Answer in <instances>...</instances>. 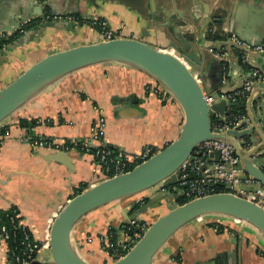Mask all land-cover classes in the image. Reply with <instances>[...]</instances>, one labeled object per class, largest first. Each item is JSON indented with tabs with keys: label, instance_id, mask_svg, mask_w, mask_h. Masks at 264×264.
<instances>
[{
	"label": "crops",
	"instance_id": "1",
	"mask_svg": "<svg viewBox=\"0 0 264 264\" xmlns=\"http://www.w3.org/2000/svg\"><path fill=\"white\" fill-rule=\"evenodd\" d=\"M43 11L103 19L112 29L124 24L131 30V38L156 49H173L188 68L193 67L194 75L204 76L205 86L212 90L219 87L221 65L208 52L207 31L212 23H217L214 30L221 35L235 34L251 44L264 43V0H0V32L12 31L18 16L33 20ZM100 41L87 24L56 22L25 43L12 46V42L0 52V90L50 54ZM185 50L204 63L202 69L186 59L181 53ZM227 54L233 77L242 78L255 69L247 60L242 66L233 50ZM252 64L264 72V58H254ZM229 82L235 84L233 79ZM156 86L151 77L128 65L90 66L53 83L4 123L8 134L0 136V212L18 211L23 225L41 245L38 257L42 261L50 260L48 239L55 217L75 189L84 184L93 186L97 178L90 154L33 150L22 142L26 131L19 127V120L39 121L31 130L36 136L85 140L101 114L104 138L111 148L128 154H137L145 147L157 152L178 138L184 114L172 97H160ZM242 189L264 193L260 184ZM154 195L153 189L146 190L84 216L72 233L77 253L90 264H111L99 236L105 237L109 227L118 231L129 220L126 211L134 205L140 208ZM175 207L176 203L165 196L138 219L147 227ZM210 223H226L228 228L216 233ZM118 233L119 243H125L128 238L123 230ZM258 249L264 252V240L249 226L203 217L176 232L152 264H264ZM0 264H8L7 247L1 239Z\"/></svg>",
	"mask_w": 264,
	"mask_h": 264
},
{
	"label": "water",
	"instance_id": "2",
	"mask_svg": "<svg viewBox=\"0 0 264 264\" xmlns=\"http://www.w3.org/2000/svg\"><path fill=\"white\" fill-rule=\"evenodd\" d=\"M18 18L26 19L21 16ZM50 25H42L38 30L29 32L12 43V46L25 43L34 33ZM222 46L246 52L248 65L260 71L263 77L262 81L252 86L245 103L244 120L239 127L228 131L212 129L210 118L211 111L223 117L226 108L231 106L226 100L218 99L222 76L221 65L217 78L218 89H208L204 84V76L194 75L177 56L178 54L171 52L173 49H156L133 38L100 41L50 54L0 90L1 126L31 99L61 78L90 66L122 64L134 67L151 77L157 86L180 105L184 114L181 131L175 141L130 171L99 181L69 199L50 228L48 239L50 260L42 261L37 256L28 264H90L77 253L72 243V233L76 224L88 213L100 207L146 190L156 189L157 193L143 206L138 209L131 206L126 211L129 214V220L123 223L117 234L120 230L124 232L133 226L137 231L141 223L138 219L139 214L147 211L151 205L165 196L173 200V194L170 193L171 187L174 188L175 193H179L176 186L181 166L197 159L195 151L204 142L229 143L244 173L264 188V72L261 67L252 64L254 58H264V52L244 51L227 41H210L208 48L220 50ZM181 53L194 65L200 68L204 66V63L188 50ZM228 78L233 79L235 84L231 85L229 82L220 90L222 93H233L242 88L243 82L240 77H233L229 73ZM205 96H212L215 100L211 107L206 103ZM218 160L219 152L216 151L205 160V166ZM203 217L229 219L245 224L264 240V208L262 206L230 192L213 193L189 200L158 217L147 227L131 249L111 264H152L156 254L176 232Z\"/></svg>",
	"mask_w": 264,
	"mask_h": 264
},
{
	"label": "built area",
	"instance_id": "3",
	"mask_svg": "<svg viewBox=\"0 0 264 264\" xmlns=\"http://www.w3.org/2000/svg\"><path fill=\"white\" fill-rule=\"evenodd\" d=\"M34 21L38 25H46L56 22L77 23L74 15L69 14H54L48 11H43L35 19H22L18 18L12 31L0 32V42H7L13 36L21 37L27 34L31 22ZM89 25L94 29L98 35L99 40L109 41L118 38H131V30L124 24L118 28L112 29L108 27L106 21L103 19H89ZM210 31V30H208ZM237 47L242 48L244 51L252 53L264 52V43L250 44L240 39L235 34H229L225 40ZM5 48V45L0 48V52ZM234 48L222 46L220 50L208 48V52L213 55L221 63L228 62V51ZM173 52V51H171ZM240 55L237 56L238 62L243 66L246 62V52L239 51ZM180 59L181 57L177 55ZM182 60V59H181ZM230 67V66H229ZM230 71V70H229ZM228 73H223L221 76V84L218 91V99L226 100L231 106H228L225 115L222 117L217 112L211 111V126L212 129L228 131L239 127L245 116H240L232 109L239 101L246 103L252 86L256 82L262 81L263 77L260 71L256 69H249L247 74H242V88L233 93H222L220 90L228 83ZM157 94L167 96V94L160 88L156 87ZM206 103L209 107L215 102L212 96H205ZM40 122L36 121V125ZM6 124L0 126L5 128ZM105 119L100 114L94 121L90 128V137L85 140L64 139L55 140L44 138L32 134L31 130L24 133L22 142L27 143L33 150H45L50 152H68L77 150L81 153L90 154L94 160V174H96L97 182L121 175L130 171L131 168L141 164L149 159L156 152L151 147H145L137 154H128L122 150L111 148L104 138ZM8 131L5 130L4 136H7ZM218 151L219 160L211 162L205 166V160ZM197 159L193 162L184 163L180 169V175L176 189L179 191L178 195L192 200L195 198L203 197L215 193L217 187L225 186L227 192L237 196L251 200L264 208V193H254L252 191H244L243 187H251L259 184L250 179L243 171L239 164V159L236 157L233 147L226 142L221 141H208L198 146L195 151ZM157 193L156 189H153ZM177 194V193H175ZM7 211V210H6ZM13 223L17 222V226L22 228L21 238L19 244L12 248L7 247V242L15 237L13 232H9L7 228L0 225V239L6 244L7 253L10 256L8 264H28L38 256L41 246L36 242L30 231L23 225L22 219L15 209L13 216L10 218ZM217 228V227H216ZM147 227L143 224L138 225V230L131 236L127 235V242L119 245V250H115L110 254L109 242L107 237L101 236L100 243L102 250L114 261L123 257L131 247L142 237ZM103 242V244H102ZM40 246V247H39ZM37 256L34 258V256Z\"/></svg>",
	"mask_w": 264,
	"mask_h": 264
},
{
	"label": "trees",
	"instance_id": "4",
	"mask_svg": "<svg viewBox=\"0 0 264 264\" xmlns=\"http://www.w3.org/2000/svg\"><path fill=\"white\" fill-rule=\"evenodd\" d=\"M75 18L77 19V21H78L77 23L78 24H88L89 23V19H82L78 15H75ZM216 25H217V23H212V25L210 26V28H209L210 31H208V33H207L208 40H210L212 42L225 40V38H226L225 35H221L220 31H218V30L215 31L214 30V26H216ZM37 26H40V25H38L36 22L32 21L31 25L28 28H29V30H32V29L36 28ZM19 38L20 37L13 36L7 42H0V48H2L3 45H5V47L8 46L9 44H11L12 42H14L15 40H17ZM232 50L235 53V55H237V56L240 55V53H239V51L237 49H232ZM221 69H222L221 70L222 74L223 73H228L229 64L221 63ZM232 110L235 113H237L238 115H240V116H245L246 115L245 102L244 101H239L237 104H235V106L233 107ZM18 125H19L20 128L25 129L27 131H30L33 127H35L36 120L20 119ZM6 127H7V125H5V128ZM4 131H5V129H4V127H2L0 129V136L4 134ZM86 188H87V185H85V184L84 185H80L77 189L74 190V193L71 196V198H73L76 195L82 193ZM173 189H174L173 187L170 188V193L173 194V201L176 203L177 206L183 205V204H185L186 202L189 201V199L185 198L184 196L175 194ZM227 191L228 190H227V188L225 186H220V187L216 188L215 193H223V192H227ZM134 207L137 208L138 205H134ZM14 210H15V208H11V209H9L7 211L0 212V225L5 226L9 232H13L15 234V237L11 238L7 242V247L8 248H12V247L17 246L19 244V240L21 238V233H22V228L17 226V222L14 220V222L12 223L11 220H10V218L13 216V211ZM141 224H143V223H141ZM227 224H229V222H227ZM227 224L223 223V224H219L218 225V224H215V223H210V227L212 229H214V231L216 233H222V232L225 231V228H228ZM147 227H149V226H147ZM135 232L136 231H135V227L134 226L133 227H129V228H127L124 231V235H127L128 237H131ZM106 237H107L109 245H110V247H109L110 254H112V252L115 251V250H119V245L121 243H119V241H118V234H117L116 229L113 228V227H109V229L107 231V234H106ZM99 238H101V236H99ZM102 244H103V242H102ZM257 253L259 255H261L262 258H264V252L263 251L258 249ZM7 256H8V259H9L10 256L8 255V253H7ZM36 256H37V254L34 256V258Z\"/></svg>",
	"mask_w": 264,
	"mask_h": 264
},
{
	"label": "rangeland",
	"instance_id": "5",
	"mask_svg": "<svg viewBox=\"0 0 264 264\" xmlns=\"http://www.w3.org/2000/svg\"><path fill=\"white\" fill-rule=\"evenodd\" d=\"M168 50H170V49H168ZM189 68H191V66L189 65ZM193 68V67H192ZM191 68V69H192ZM192 72H194V74H195V71H194V69H192ZM171 207H174V203H173V205L171 206Z\"/></svg>",
	"mask_w": 264,
	"mask_h": 264
}]
</instances>
